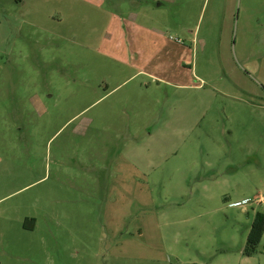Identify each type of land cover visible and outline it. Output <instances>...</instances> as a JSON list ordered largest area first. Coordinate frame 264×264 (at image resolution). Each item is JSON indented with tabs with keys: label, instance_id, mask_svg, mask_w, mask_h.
I'll use <instances>...</instances> for the list:
<instances>
[{
	"label": "rangeland",
	"instance_id": "374dc122",
	"mask_svg": "<svg viewBox=\"0 0 264 264\" xmlns=\"http://www.w3.org/2000/svg\"><path fill=\"white\" fill-rule=\"evenodd\" d=\"M259 195L264 0H0V264H264Z\"/></svg>",
	"mask_w": 264,
	"mask_h": 264
},
{
	"label": "trees",
	"instance_id": "16d2710c",
	"mask_svg": "<svg viewBox=\"0 0 264 264\" xmlns=\"http://www.w3.org/2000/svg\"><path fill=\"white\" fill-rule=\"evenodd\" d=\"M34 219L26 218L23 222V227L26 229L33 228ZM264 233V213L257 211L255 212L250 228L247 234L246 243L243 248V255L251 256L258 250V245Z\"/></svg>",
	"mask_w": 264,
	"mask_h": 264
},
{
	"label": "built area",
	"instance_id": "2783aa9c",
	"mask_svg": "<svg viewBox=\"0 0 264 264\" xmlns=\"http://www.w3.org/2000/svg\"><path fill=\"white\" fill-rule=\"evenodd\" d=\"M248 200H243L242 202H239L240 205H243L247 203ZM255 203L264 204V195H259L255 198Z\"/></svg>",
	"mask_w": 264,
	"mask_h": 264
},
{
	"label": "crops",
	"instance_id": "0c3cea01",
	"mask_svg": "<svg viewBox=\"0 0 264 264\" xmlns=\"http://www.w3.org/2000/svg\"><path fill=\"white\" fill-rule=\"evenodd\" d=\"M19 1H21V0H19ZM257 204H259V203H257ZM234 205H235V206H239V202H235ZM245 209H246V208H245ZM245 211H246V210H245ZM256 212H257V211H256ZM254 214H255V213H254ZM26 218L34 219V218H31V217H26ZM251 221H252V220H251ZM35 222H36V221H35V219H34V221H33V228H32V229H26V228H25V229H26V230H29V231L33 230V229H34V226H35Z\"/></svg>",
	"mask_w": 264,
	"mask_h": 264
}]
</instances>
